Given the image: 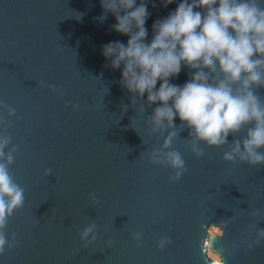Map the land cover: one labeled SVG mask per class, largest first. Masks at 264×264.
<instances>
[{"label": "water", "instance_id": "obj_1", "mask_svg": "<svg viewBox=\"0 0 264 264\" xmlns=\"http://www.w3.org/2000/svg\"><path fill=\"white\" fill-rule=\"evenodd\" d=\"M178 2L148 0L149 40L153 22ZM101 14L99 0H0V134L19 146L10 172L25 189L6 229L15 247L0 264H264V240L253 244L250 227L264 229V167L223 161L230 145H201L196 158L188 131L177 129L172 147L187 171L170 183L172 170L148 160L167 131H150L151 108L140 114V102L120 87V70L105 67L102 46L127 37L111 30V15L94 19ZM188 78L184 68L171 82ZM92 223L96 230L81 241ZM163 238L171 243L161 250Z\"/></svg>", "mask_w": 264, "mask_h": 264}, {"label": "clouds", "instance_id": "obj_2", "mask_svg": "<svg viewBox=\"0 0 264 264\" xmlns=\"http://www.w3.org/2000/svg\"><path fill=\"white\" fill-rule=\"evenodd\" d=\"M99 2L102 14L94 19L103 23L111 15L115 20L111 30L127 37L126 43L116 40L102 46L105 67L120 70V87L133 105L140 102V114L151 108L145 121L150 131H167L160 148L148 157L149 163L171 169L170 183L179 181L187 168L181 153L172 146L179 132L187 130L185 141L196 158L204 155L201 145H230L223 161L264 167V98L257 95V89H264L261 0H179L166 17L153 22L150 40L145 27L150 16L148 0ZM159 2L167 8L174 0ZM184 68L189 70L188 80L183 85L172 83ZM40 86L59 91L43 82ZM8 114L15 116L16 112L9 107ZM177 118L179 125L175 124ZM18 151L11 135L0 134V255L6 247H15V236L9 242L6 229L25 199V189L10 172ZM44 175H51V169ZM89 200L93 205L100 203L95 194H89ZM254 215H259V210ZM250 227L256 231L252 243L259 244L264 229L254 224ZM96 228L95 223L84 227L78 233L81 241ZM96 238L92 235L88 243ZM133 239L139 242L140 235L134 233ZM112 243L108 241L109 246ZM170 243L163 238L158 248L163 250Z\"/></svg>", "mask_w": 264, "mask_h": 264}, {"label": "rangeland", "instance_id": "obj_3", "mask_svg": "<svg viewBox=\"0 0 264 264\" xmlns=\"http://www.w3.org/2000/svg\"><path fill=\"white\" fill-rule=\"evenodd\" d=\"M211 227H212V230L213 231H215V232H217L218 231V229H220L217 233H222V229L219 227V226H217V225H211L210 226V229H211ZM217 227V228H216ZM216 229V230H215ZM211 233V232H210ZM211 234H213V233H211ZM207 240H209V239H207ZM210 251H212V252H210ZM217 253V254H216ZM209 254H210V257L211 258H218V256L222 259V257H221V255H220V253H218V252H215L211 247H209ZM217 255V256H216Z\"/></svg>", "mask_w": 264, "mask_h": 264}, {"label": "bare ground", "instance_id": "obj_4", "mask_svg": "<svg viewBox=\"0 0 264 264\" xmlns=\"http://www.w3.org/2000/svg\"><path fill=\"white\" fill-rule=\"evenodd\" d=\"M217 228V227H216ZM211 229H212V227H211ZM216 230V229H215ZM220 229H218V231H219ZM217 231V232H218ZM210 252H212V251H210ZM217 254V253H216ZM217 256V255H216ZM215 259H217V260H220L221 258L218 256V258L216 257Z\"/></svg>", "mask_w": 264, "mask_h": 264}]
</instances>
